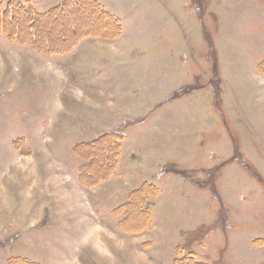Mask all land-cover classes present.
<instances>
[{
	"label": "rangeland",
	"instance_id": "374dc122",
	"mask_svg": "<svg viewBox=\"0 0 264 264\" xmlns=\"http://www.w3.org/2000/svg\"><path fill=\"white\" fill-rule=\"evenodd\" d=\"M96 2L0 24V264H263L264 0Z\"/></svg>",
	"mask_w": 264,
	"mask_h": 264
},
{
	"label": "trees",
	"instance_id": "16d2710c",
	"mask_svg": "<svg viewBox=\"0 0 264 264\" xmlns=\"http://www.w3.org/2000/svg\"><path fill=\"white\" fill-rule=\"evenodd\" d=\"M86 9L90 10L89 12H87L90 15V17L92 15V13L93 14L97 13L96 15L101 19V22L103 24L113 27V23H115L112 20L113 17L110 16L111 14H109L107 11H105L96 2V0H64L61 4L57 5L53 9H51V10H49L47 12H44V13H37V12H35L34 9L25 8L22 5H17V4L15 5L14 3L11 2V3H9L8 8L6 10H4V12L0 15V18H1L0 24L2 26L1 28L4 29L8 34H10L11 32L9 30L13 29L12 25L16 26V25L19 24V26H20V24H22V22H23V20L21 18H23L24 15H27V17L30 15L31 16L30 20H32L34 22L31 21V23L29 25V28H31L30 29L31 31H34V29L37 28V25H38L37 23H38L39 20L41 21V20H44V19L45 20L49 19V18H51V16H53L55 14L56 15L58 14V18H59L60 16H63V14L66 15V14H72V13H75V12L77 13V12L85 11ZM42 17H44V18H42ZM45 17H47V18H45ZM72 21H74V20H71V22ZM76 25L80 28L78 23ZM98 29H104V28L102 27V28H98ZM98 29L88 28L87 30H82L80 32L76 31V33H77L76 37L69 42L70 46H56V44L53 43V41H52L51 43L55 45L53 47V49H54L55 52H56V50H58V52H60V53H62V52L65 53V52L69 51L75 45V43L78 41V39H80L81 36L83 37V36H86V35L89 36V35L98 34V31H99ZM16 30L20 31L19 28H16ZM21 31H22V29H21ZM53 31L52 30L47 31V33L49 35V38H52L51 35L53 34ZM56 34H58V33H56ZM13 36H14V38H17L18 37V32L17 33L15 32L13 34ZM41 36H42V34H41ZM58 37H56L55 39L59 40ZM34 38L35 37H33V39ZM54 42H57V41H54ZM69 43H67V44H69ZM48 48H50V46H48ZM50 49H52V48H50ZM96 142L97 141H95L92 144H95ZM174 264H204V263H202L200 261H197V260H193L192 257H189V258H186V257L183 258L182 257V258L178 259L177 261H175Z\"/></svg>",
	"mask_w": 264,
	"mask_h": 264
},
{
	"label": "bare ground",
	"instance_id": "6f19581e",
	"mask_svg": "<svg viewBox=\"0 0 264 264\" xmlns=\"http://www.w3.org/2000/svg\"><path fill=\"white\" fill-rule=\"evenodd\" d=\"M89 12V11H88ZM94 12V11H93ZM91 13V12H90ZM97 14V13H96ZM96 14H93L92 13V15H91V20L92 21H94L97 25H99L98 27L99 28H104V29H112V27L111 26H109V25H105V24H103L102 22H100L99 21V17L96 15ZM37 21V20H36ZM91 22V21H90ZM84 24H86V25H90V23H89V21L87 22V21H84ZM112 25V24H111ZM105 31V30H104ZM110 31V30H109ZM78 32V31H77ZM76 35H77V33L76 32H74V33H72V35H71V37H69L67 40H65V41H60V42H62L64 45H66L67 43H69L72 39H74L75 37H76ZM62 44V45H63ZM70 44V43H69Z\"/></svg>",
	"mask_w": 264,
	"mask_h": 264
},
{
	"label": "crops",
	"instance_id": "0c3cea01",
	"mask_svg": "<svg viewBox=\"0 0 264 264\" xmlns=\"http://www.w3.org/2000/svg\"><path fill=\"white\" fill-rule=\"evenodd\" d=\"M43 1H44V3H42L41 7H39V10L41 12L48 11L50 8L61 4L64 0H53V2H55V3H49L50 0H43ZM97 1L100 2V0H97ZM25 50H27V49H24V51ZM67 53H69V52H67ZM67 53H62V54H67Z\"/></svg>",
	"mask_w": 264,
	"mask_h": 264
}]
</instances>
